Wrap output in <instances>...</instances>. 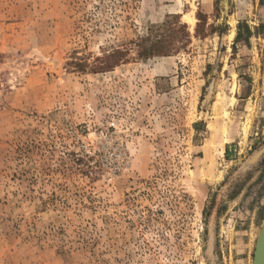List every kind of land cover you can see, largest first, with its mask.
<instances>
[{"label": "rangeland", "instance_id": "374dc122", "mask_svg": "<svg viewBox=\"0 0 264 264\" xmlns=\"http://www.w3.org/2000/svg\"><path fill=\"white\" fill-rule=\"evenodd\" d=\"M263 220L264 0H0V264H251Z\"/></svg>", "mask_w": 264, "mask_h": 264}, {"label": "trees", "instance_id": "16d2710c", "mask_svg": "<svg viewBox=\"0 0 264 264\" xmlns=\"http://www.w3.org/2000/svg\"><path fill=\"white\" fill-rule=\"evenodd\" d=\"M197 19L203 22L199 13ZM147 31L148 34L145 37L139 38L135 42L138 60L170 56L178 52L179 49L185 48L190 41V35L186 25L181 24L179 15H169L163 23L149 27ZM154 32L156 34L152 35ZM196 32L198 33V26ZM249 34V31H247V33L244 34L245 38H247ZM241 38V34L238 32L235 42H239ZM234 46L233 44V48ZM120 56L122 57L123 53L115 50L111 54L97 58L96 62L91 66L86 62H73L71 65H73L74 69L82 73L86 71L90 73H101L110 71L113 67L117 66Z\"/></svg>", "mask_w": 264, "mask_h": 264}, {"label": "water", "instance_id": "95a60500", "mask_svg": "<svg viewBox=\"0 0 264 264\" xmlns=\"http://www.w3.org/2000/svg\"><path fill=\"white\" fill-rule=\"evenodd\" d=\"M227 0H223V7L226 8ZM261 154V151L255 153L248 161V164H252L257 157ZM251 264H264V220L260 226L257 234V238L254 244L253 256Z\"/></svg>", "mask_w": 264, "mask_h": 264}]
</instances>
